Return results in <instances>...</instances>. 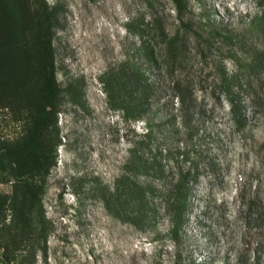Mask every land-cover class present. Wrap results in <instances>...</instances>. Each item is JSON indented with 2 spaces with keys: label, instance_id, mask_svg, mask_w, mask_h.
<instances>
[{
  "label": "rangeland",
  "instance_id": "obj_1",
  "mask_svg": "<svg viewBox=\"0 0 264 264\" xmlns=\"http://www.w3.org/2000/svg\"><path fill=\"white\" fill-rule=\"evenodd\" d=\"M41 1L55 7L56 79L77 95L65 92L57 115L45 241L25 184L0 170V264H264V0ZM27 2L35 13L38 0ZM4 15V43L27 42L30 17L13 4ZM134 67L152 89L139 118L124 108ZM175 83L189 97L186 126ZM27 122L24 107H0V145L19 143ZM186 170L173 242L167 190Z\"/></svg>",
  "mask_w": 264,
  "mask_h": 264
},
{
  "label": "trees",
  "instance_id": "obj_2",
  "mask_svg": "<svg viewBox=\"0 0 264 264\" xmlns=\"http://www.w3.org/2000/svg\"><path fill=\"white\" fill-rule=\"evenodd\" d=\"M171 1L176 9L182 8V0ZM9 4L17 8L24 22H26L25 17H30V22L28 19L26 26L33 25L34 30L27 42L4 43L6 39L7 41L9 39L7 29L11 26L9 21L3 24L4 14L7 13ZM37 4L35 13L32 14L28 12L27 0H0V107L5 106L6 102H15L24 107L28 115L27 130L22 140L17 144L0 145V170L25 184L28 190L25 204L34 207L40 234L45 241L49 223L43 215L41 196L45 191V178L56 162V147L60 142L57 115L60 112L63 94L72 92L71 99L76 98L77 94L73 93L69 85L65 89L60 87L56 79L52 46V28L56 22L55 7L48 9L46 3L41 0H38ZM252 22L260 23L261 21L256 17ZM175 41L173 38L172 42ZM133 84L135 89L128 91L124 101L125 116L135 110L139 118L140 114L147 110V99L152 89L136 67L131 69L127 81L128 86ZM174 92L172 99L177 105L181 122L186 126L184 122H188L190 116L189 97L177 83L174 85ZM229 109L236 122L240 124L241 114L236 105L230 104ZM171 127L173 133L176 128L174 122ZM184 134L191 135L188 128L185 129ZM143 137H151L149 125L145 128ZM182 153L187 155L186 151ZM189 176V170L179 172L167 190L166 206L171 216L169 231L173 242L180 237L183 215L186 211L188 195L186 184ZM140 194L136 199L139 208L137 216L140 215V209L143 207ZM6 198V195H0V214L3 213ZM132 218H136L135 214ZM0 254L6 259L3 252Z\"/></svg>",
  "mask_w": 264,
  "mask_h": 264
}]
</instances>
